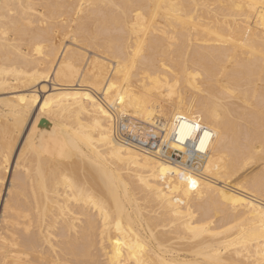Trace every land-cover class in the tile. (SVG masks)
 Segmentation results:
<instances>
[{"label": "bare ground", "instance_id": "obj_1", "mask_svg": "<svg viewBox=\"0 0 264 264\" xmlns=\"http://www.w3.org/2000/svg\"><path fill=\"white\" fill-rule=\"evenodd\" d=\"M0 264H264V0H0Z\"/></svg>", "mask_w": 264, "mask_h": 264}, {"label": "built area", "instance_id": "obj_2", "mask_svg": "<svg viewBox=\"0 0 264 264\" xmlns=\"http://www.w3.org/2000/svg\"><path fill=\"white\" fill-rule=\"evenodd\" d=\"M117 122L123 134L122 137L132 146L147 152L155 153L163 159L181 162V153L170 152L166 143L162 141L159 132L156 133L152 128L140 124L133 119H129L126 116H120ZM186 152L187 155L183 163L187 166H191V168L194 167L197 169L202 162L203 153L197 150L193 145H189L186 148Z\"/></svg>", "mask_w": 264, "mask_h": 264}, {"label": "snow or ice", "instance_id": "obj_3", "mask_svg": "<svg viewBox=\"0 0 264 264\" xmlns=\"http://www.w3.org/2000/svg\"><path fill=\"white\" fill-rule=\"evenodd\" d=\"M48 105V102L46 101L45 102V107H47ZM41 112H43V109H41ZM179 119V117L177 118ZM185 126L184 125H181V130H182V135L181 136H178L177 139H183V128ZM196 127H199V125H196ZM190 134V133H189ZM210 134L205 132V135H204V138L201 139V149H203V146H204V143H205V139L209 136ZM7 156H5V161H7ZM187 181H188V184H189V187L192 188V189H195L197 187V181L195 179H193L192 177H187L186 178Z\"/></svg>", "mask_w": 264, "mask_h": 264}]
</instances>
